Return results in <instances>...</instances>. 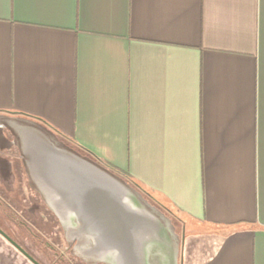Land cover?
Segmentation results:
<instances>
[{
	"label": "crops",
	"instance_id": "obj_1",
	"mask_svg": "<svg viewBox=\"0 0 264 264\" xmlns=\"http://www.w3.org/2000/svg\"><path fill=\"white\" fill-rule=\"evenodd\" d=\"M0 115L185 217L183 264H264V0H0Z\"/></svg>",
	"mask_w": 264,
	"mask_h": 264
},
{
	"label": "water",
	"instance_id": "obj_2",
	"mask_svg": "<svg viewBox=\"0 0 264 264\" xmlns=\"http://www.w3.org/2000/svg\"><path fill=\"white\" fill-rule=\"evenodd\" d=\"M0 124L18 128L31 184L60 223L75 229L72 240L92 241L94 264L177 259L180 242L172 219L124 178L39 123L0 115Z\"/></svg>",
	"mask_w": 264,
	"mask_h": 264
},
{
	"label": "flooded vegetation",
	"instance_id": "obj_3",
	"mask_svg": "<svg viewBox=\"0 0 264 264\" xmlns=\"http://www.w3.org/2000/svg\"><path fill=\"white\" fill-rule=\"evenodd\" d=\"M21 136L16 126L10 128L0 124V241L15 248L32 264H36L35 261L39 264H94L96 258L89 252L92 241L85 236L72 240L71 234L77 236L75 229L68 228L58 220L62 234L61 247L44 238L36 230L37 226L33 218L40 212L39 201L43 202V199L40 192L31 184L25 171L26 158L22 156ZM26 201L32 203L27 206ZM44 205L48 208L45 203ZM158 207L166 216L174 220L162 207ZM48 210L51 211L49 208ZM43 217V221L48 219L47 215ZM176 232L180 242L177 259L171 261L161 259L157 264H183L185 229L183 231L176 229Z\"/></svg>",
	"mask_w": 264,
	"mask_h": 264
},
{
	"label": "rangeland",
	"instance_id": "obj_4",
	"mask_svg": "<svg viewBox=\"0 0 264 264\" xmlns=\"http://www.w3.org/2000/svg\"><path fill=\"white\" fill-rule=\"evenodd\" d=\"M40 203V212H38L35 215L34 221L35 225L37 226V231L42 234L44 238L49 240L55 245L62 246L60 243V240L62 239L61 230L58 227V219L55 217V215L46 208L44 203L42 201H39ZM32 203L29 201H26V205L29 206ZM179 214V213H178ZM47 215L48 219L43 221L44 217ZM179 216H181L179 214ZM183 221L185 220V217H182ZM46 221H49L46 223ZM176 226L177 231H183V222L181 219H175L172 220ZM186 231L192 232L193 230H202L203 227L201 225H196L191 221H186ZM59 240V241H58ZM0 264H32L26 257H24L19 251H17L15 248L11 247L10 245L6 243H2L0 241Z\"/></svg>",
	"mask_w": 264,
	"mask_h": 264
},
{
	"label": "trees",
	"instance_id": "obj_5",
	"mask_svg": "<svg viewBox=\"0 0 264 264\" xmlns=\"http://www.w3.org/2000/svg\"><path fill=\"white\" fill-rule=\"evenodd\" d=\"M49 124V123H47ZM51 128H53L56 132H60L58 131L55 127H53L52 125H49ZM98 160V159H97ZM100 163H102L103 165H105L108 169H110L111 171H113L114 173L118 174L119 176H121L122 178H124L129 184H131L135 189H137L138 191H140L145 198H147L149 201H151V203L153 202L155 205L157 204V206H160L163 208L164 211L167 212L168 215H170L172 218H174V220L177 219H181L183 221V219L179 216L178 212L174 209H172L169 205L163 203L162 201H160L159 199H157L151 191H149L144 185H142L140 182H138L134 177H132L129 173H127L126 171L114 166L111 163H108L106 161L103 160H99ZM185 222V221H183ZM185 224H183L184 226Z\"/></svg>",
	"mask_w": 264,
	"mask_h": 264
}]
</instances>
